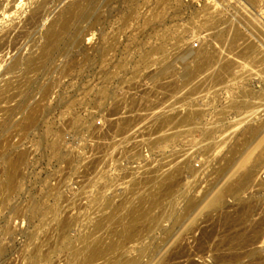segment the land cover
I'll return each mask as SVG.
<instances>
[{
  "label": "rangeland",
  "instance_id": "obj_1",
  "mask_svg": "<svg viewBox=\"0 0 264 264\" xmlns=\"http://www.w3.org/2000/svg\"><path fill=\"white\" fill-rule=\"evenodd\" d=\"M39 1V10L34 13ZM70 1L0 0V87L8 79H15V73L7 70L14 59H27L41 52L44 36ZM131 2L136 13L126 21ZM91 4L93 16L102 12L105 21L94 26H89L88 20L76 22L87 29L83 42L86 48L69 45L55 50L26 89V96L11 93L0 103L2 149L25 154L19 191L8 201H0V264H29L31 255L36 256V264H74L65 246L66 234L76 235L84 229L109 239L113 234L107 226L115 219L111 207L103 213L102 226L94 228L84 223L85 214L93 210L94 190L109 179L114 185L105 194L116 204L125 205L126 201H138L140 192L152 184L151 175L199 159L209 141L203 125L193 127L185 136L179 135L178 149L166 164L160 163L162 153L151 140L153 131L167 133L162 117L152 120L157 110L182 116L191 103L203 109L202 118L219 123L212 138L215 157L196 174L185 170L178 178L191 183L189 195H195L197 204L211 196L214 206L200 214L201 222L194 223L192 214L196 209H187L186 199H180L173 209L180 215L178 221L165 218L148 240H128L126 246L137 256L136 264H249L243 250L241 259L222 263L218 258L216 248L227 247L229 241L224 236L235 230V226L219 220L223 213H235L238 203L234 196L237 183L220 187L217 182L221 165L231 156L230 136H235L232 142L238 144L239 137L264 132V14L254 0H92ZM211 13L228 17L229 25L216 44L202 25ZM235 32L240 42L250 41L259 49L261 59L245 65L247 55L230 58L215 80L206 78L211 67L221 63ZM163 39L170 48L169 68L179 74L184 71L182 58L191 59L197 50L215 48L216 58L192 82L179 83L166 94L158 93L157 101L147 106L144 96L155 93L148 75L139 81L138 60ZM191 43H195L193 50ZM72 57L75 66L67 71ZM156 62L154 59L151 67ZM238 88L250 90L246 98L252 104L242 101L225 114L219 113L220 106L229 102ZM125 93L133 97L132 102ZM31 106L39 107L37 124L22 131L21 124ZM124 118L130 121L128 128L113 127L105 135L99 132ZM253 121L259 124L248 128ZM54 141L58 144L51 146ZM133 149L137 155L132 154ZM95 155L100 161L91 165L89 160ZM135 166L138 170L134 176L139 183L131 188L133 174L126 171ZM259 176L264 180V156ZM250 197L257 199L255 215L262 221L254 248L264 253V188L241 191L242 199ZM50 203L56 204L55 209L45 213ZM63 216L70 217L71 224L61 226L58 221ZM204 233H208L206 238Z\"/></svg>",
  "mask_w": 264,
  "mask_h": 264
},
{
  "label": "bare ground",
  "instance_id": "obj_2",
  "mask_svg": "<svg viewBox=\"0 0 264 264\" xmlns=\"http://www.w3.org/2000/svg\"><path fill=\"white\" fill-rule=\"evenodd\" d=\"M264 14V0H254ZM92 0H73L66 4L64 11L58 16V20L51 26L50 30L43 38L42 50L39 54L31 56L27 59H14L7 67L9 72L15 73V79H8L4 87H0V103L6 99L11 93H18L26 96V89L33 82L35 76L46 66L47 60L55 50L62 49L69 45H75L81 49L86 47L83 45L85 41V30L76 22L88 20L89 26H94L98 21H105L104 14L93 16ZM40 1L35 4L33 12L36 13L40 7ZM128 13L125 20H129L136 13L135 4L133 2L128 5ZM76 24V25H75ZM203 27L210 38L216 44L223 38V34L228 27V17L223 15L220 17L216 13H211L203 22ZM91 36L88 35L86 41L89 42ZM239 33L235 32L231 42L227 46L224 56L220 59L217 66L211 67L206 74V78L215 80L222 71L230 58L236 56L247 55L245 65L254 64L261 59V52L250 41H239ZM2 36L0 37V45L2 44ZM106 42H103L105 47ZM195 43L190 44V49L193 50ZM169 45L163 39L158 45L153 47L146 55L138 60L140 71L137 73L139 81L142 76H149L151 80V92H147L144 96L147 106L152 105L157 101L158 93L166 94L173 90L179 83L192 82L216 58L215 48L213 50H197L191 59L182 58L183 73L179 77V71L169 68ZM252 52L251 54H248ZM71 62L66 66L69 71L75 66V57L71 58ZM157 62L152 66L153 60ZM202 79V78H201ZM200 78L194 82L197 84ZM11 89L13 92H11ZM26 92V93H25ZM248 88H238L232 95V99L223 103L219 108V113L225 114L237 103L243 101V104L251 105L252 100L246 98L249 95ZM127 97L133 100V97L125 93ZM120 100V98H118ZM1 106V104H0ZM10 112H13L12 107H7ZM203 109L196 104H189L185 115L179 116L173 111L157 110L152 117V120L162 119V123L167 130L165 135L158 134L155 131L151 132V140L156 144L157 150L161 151V164H166L169 157L178 149L177 140L179 135H187L193 127L200 125L205 126V137L209 139L208 143L201 151V157L192 162L178 164L175 167L168 168L166 171H159L156 175H151L152 184L144 188L140 194L138 201H126L125 205H119L111 201L105 194V190L113 187L114 183L106 179L102 185L94 190L91 201L93 202L92 212L86 213L84 223L93 225L98 228L105 224L103 213L106 208L111 207V214L115 215V219L108 223L107 230L113 234L109 239L103 235L93 236L90 232L81 229L76 235L66 234L65 246L70 256V260L74 264H136L138 258L133 255L130 249L126 246L128 240L146 241L151 236V232L156 227H161V221L165 218H172L173 221H178L180 215L173 213V209L180 199L185 200L187 209H196L192 214L194 223L201 222V213L205 212L214 206L213 198L208 197L203 204H197L196 197L189 195L191 183L189 181H179V174L185 170L196 174L203 165L210 163L215 157L213 136L219 128V123L211 118H202ZM39 115V107L31 106L28 109L26 117L21 124V130L25 131L37 124ZM256 121L249 123L248 128H254L258 125ZM130 126V121L126 118L116 123L114 126H107L98 129L102 134H108L113 127L117 130H124ZM49 132L52 128H48ZM3 129L0 127V137ZM158 134V135H157ZM235 136H230L231 156L225 158V161L220 167L219 186L228 185L232 182L237 183V189L234 192L237 200V211L232 214L223 213L219 220L223 224L234 227L232 234H227L224 239L229 241L225 248L217 247L216 252L222 263H228L232 259H241V250L245 251L249 256V264H264L263 250L255 249L257 233L261 227L262 221L255 215L257 199L250 197L249 199L241 198V191L252 189L257 191L264 188V180L259 176V170L262 165L264 156V132L259 133L254 137H239L241 140L238 144L232 141ZM54 141L51 146L57 145ZM170 150L171 153L166 151ZM169 151V152H170ZM133 155H137L136 149L132 150ZM25 161L23 151H15L13 149H2V139H0V201H8L19 191V180L21 175V167ZM99 156L95 155L90 158L89 163L94 165L98 163ZM138 167H131L126 172L133 174L130 187H135L139 181L136 174ZM141 172V171H140ZM144 172V171H143ZM141 172V173H143ZM55 199H58V194L54 192ZM56 203V202H55ZM50 203L45 208V213L54 211L56 204ZM199 208L197 209V205ZM264 205V200L262 201ZM154 207H162L161 212H153ZM116 210V211H115ZM72 219L67 216L59 218L61 226L71 224ZM200 220V221H199ZM165 230V229H163ZM77 241H75V237ZM208 233H204L203 237H207ZM148 243V242H147ZM261 247L264 248V236ZM36 256L31 255L29 264H36ZM220 262V263H221ZM48 264V263H45Z\"/></svg>",
  "mask_w": 264,
  "mask_h": 264
}]
</instances>
